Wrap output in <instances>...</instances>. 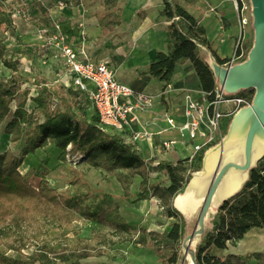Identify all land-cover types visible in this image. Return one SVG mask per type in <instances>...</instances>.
<instances>
[{
	"label": "trees",
	"instance_id": "1",
	"mask_svg": "<svg viewBox=\"0 0 264 264\" xmlns=\"http://www.w3.org/2000/svg\"><path fill=\"white\" fill-rule=\"evenodd\" d=\"M103 1L106 9L110 10L99 19V25L105 30L108 26L121 23L123 9L119 6V0ZM163 1L164 9L160 15L169 22L167 51L159 52L149 65V77L167 85L178 65L189 62L199 79L201 91L211 98L219 85L210 62L203 55L204 48L211 51L205 28L177 0ZM1 20L0 18V27ZM8 49L7 36L4 39L0 37V71L1 66L13 71L11 78H0V124L7 122L11 115V104L16 100L21 87L31 82L30 77H25L20 72L17 58L8 57ZM212 54L219 64L228 62V59L222 60ZM32 83L39 88L38 95L31 98L35 111L29 112L26 108L30 96V89L27 88L22 92L23 102L18 105L4 128V133L10 135L13 145L23 139L26 142L20 156L11 149L0 154V223L7 225V228L0 229V264H57L56 260L63 263L73 260L80 264L81 259L103 254V251L93 252L78 244L67 248L44 243L23 258L18 247L5 241L4 236H13L12 231H21L25 226L39 224L43 219L63 226L72 224L79 214L90 222L112 227L119 232L131 233L136 228L126 221L115 204L109 202V196L90 194L88 182L77 177L72 169L70 185L73 186L74 195H70L69 190L52 187L39 170L32 169L35 176L40 177L38 187L21 173L20 168L26 156L34 155L51 141L61 150L63 161L67 160L68 154L83 156L90 166L115 173L121 183L129 184V176H140L144 185L148 186L146 192H152V196L161 201L169 218H180L174 198L187 182L188 177L184 176L187 163L200 167L205 151L199 153L192 162L186 158L177 163H151L132 142L126 141L112 129L103 128L97 114L96 120H88L84 113L78 112L85 110L90 103L92 106L87 96L62 84L51 85L38 79H34ZM242 92L251 103L255 89L248 88ZM232 119L233 116L225 119V127H229ZM150 169L166 173L170 185H149ZM82 188L86 193L82 192ZM199 216L192 228L183 221L171 224L163 232L142 228L134 239V244L155 249L162 264H190L189 257L185 259L183 243L194 233ZM254 228H264V155L249 170L248 179L240 192L227 199L217 214L210 216L207 211L204 232L196 236L190 246L196 263L249 264L242 255H218L215 251L227 250L229 245L235 246ZM75 235L78 237V233ZM16 241L23 243L22 249L27 247L22 236H17ZM11 251H16V255H12ZM253 256L255 264H264V252L254 253Z\"/></svg>",
	"mask_w": 264,
	"mask_h": 264
},
{
	"label": "rangeland",
	"instance_id": "2",
	"mask_svg": "<svg viewBox=\"0 0 264 264\" xmlns=\"http://www.w3.org/2000/svg\"><path fill=\"white\" fill-rule=\"evenodd\" d=\"M181 1H185L184 4H186V0ZM119 2V6L123 9L121 23L119 25L113 24L108 26L109 28L103 30L99 25V19L110 11L106 9L103 0H73L65 9H60L55 0H0V18L2 19L0 37L2 39H4L5 35L8 37L10 36L11 33H9V31L11 32V29L15 31L18 27L15 26V28H13L14 26H11L9 20L8 23H3L4 18L2 15L5 14L6 11L8 16H11V14L16 11H20L31 19V21L28 22L30 27L24 26V28L18 30L19 34L16 36L18 39L20 38V34L28 35V31L32 32L33 35H38V38L32 35L26 38L27 44H25V47H30V52L24 51V47L20 48V50H14L17 53L16 61L19 63L20 72L23 76L30 77L31 82L22 86L17 93L16 100L11 104V115L7 122L12 118V114L18 105L23 102L22 92L27 88L30 89V96L27 100L26 108L29 112L35 111V105L32 103L31 96L36 95L39 89L32 83L34 79L45 82L53 81L54 79L53 69L55 67H53L50 61L51 57L47 56L50 54L51 49H49L48 44L43 47L42 39L46 41L47 37L55 32V29L51 30V27L47 26V24L39 25L41 26L40 28L38 25L37 28L35 27V24L38 22L42 23L40 17H46L48 14L49 18H51L52 16H50V14L53 12V18H61L63 25L60 23V27L67 35H70V32H76L78 24L83 22V19L87 20L86 26H88L91 36L87 37V30H85V35H81V30L79 28L77 36L70 38L69 42L77 49L85 50L90 57L107 60L117 78L126 83L130 81L140 83L139 79L143 80L145 78L144 75L148 73V67L143 64L140 65L139 59H141V56L147 52L149 48L151 40L147 35L149 23H153V25H151L152 29L155 25L157 26L154 40L160 43L161 46L165 48L164 50L167 48L164 42V34L168 24L163 20L164 18L160 16L154 17L157 10L155 0H146L142 6L134 8L133 11H129L130 9H128L130 0H119ZM23 3L25 4L22 5ZM246 3L249 9L246 11L245 15L249 22L242 31L243 34L247 33L249 40L248 45L243 50V57L236 61L237 65L245 64L250 59L251 52L254 50L257 40L255 15L256 0H246ZM70 11L73 15L68 17L67 12L70 13ZM145 15L146 18L143 17ZM149 17H152L151 20H149ZM114 19V16H112V20ZM24 24L26 25L27 22ZM45 28L48 30L45 36L41 38V33ZM22 30L23 32L21 33L20 31ZM5 32H7V34ZM240 47L241 46H239V48ZM21 51L22 54L27 53L32 56L36 55L39 58L37 61L39 66L35 69L33 68L32 71L29 69L26 70L21 62L23 56L19 55ZM203 55L212 65L211 55L205 50H203ZM12 75V70L1 66V79H9ZM217 80L219 86L223 87L224 80L219 78H217ZM145 91L160 98L161 103L166 101H164V95L161 93L159 87L152 86ZM226 93L227 97L237 96L239 95V90L231 91L230 86L227 84ZM78 112L84 113L88 120L97 119L96 112L93 106H91V103L85 110H78ZM7 122L0 124V136L5 135L4 128ZM226 123L227 121H222V133L225 141L227 139V132L225 130ZM263 138L262 142L264 143ZM25 142V139L15 145L11 142L9 149L20 156L24 149ZM214 146L215 143L211 144L207 148L206 154H208ZM219 147L220 152L218 153L219 158L217 162L210 163L211 160L214 161V158H210L208 161L204 158L200 167H196L193 163H187L186 171L184 172V176L188 177L187 182L174 198L175 207L180 213V218L176 219L169 218L167 211L161 205V201L153 197L152 192H146L148 186L144 185L143 179L140 176H129V184L121 183L118 181L115 173L90 166L86 163L83 156L68 154L66 156L67 160L63 161L61 159V150L57 149L53 141H51L48 146L36 151L33 157L37 163L31 168L39 170L41 175L49 181L52 187L58 190H69L70 195H74L73 186L70 185V170L72 169L75 171L74 174L77 177L88 182L87 189L90 191V194H105L109 196L111 198L109 202L115 204L126 221L136 228L131 233L119 232L112 227L90 222L77 214V218L70 225H57L43 219L39 224L25 226L21 231H12L13 236H4V239L7 243H11L18 247L23 253V258L28 257L30 253L36 248H40L44 243L61 245L67 248L78 244L80 247L86 246L88 250L93 252L103 251L101 256L79 260L80 264H162L159 253L155 249L143 248L134 244V239L138 235L140 229L144 228L148 231L163 232L165 228L179 221L186 222L187 224L189 223L190 228H192L196 218L202 211L211 187L216 184L217 181L218 186L208 210L210 216L217 214L219 208L227 199L242 190L248 179L249 170L258 163L259 159L255 157L254 149L252 153L251 147L247 148L246 156L243 153V148H241L240 153L236 154L235 158L229 161H224L222 153V149L224 148L221 146ZM53 148H55L56 151H54ZM176 148H179L181 151V145H176ZM187 150L183 149L182 157L187 158L190 156V146H188ZM141 154L147 161L155 163V159L152 157L148 158V153L142 152ZM29 157H31V154L26 156L20 171L35 187H38L40 177L35 176L30 167L27 168L29 165L27 159ZM167 159L168 160H165V162L177 163L170 160L171 158ZM229 163L234 164L228 167ZM247 165L250 166L248 167ZM25 168L27 169L25 170ZM124 173L129 172L124 171ZM148 178L149 185H170L168 175L156 169L149 170ZM82 192L86 193L83 188ZM4 228H7V225L0 223V229ZM76 233H78V237H76ZM17 236H22L24 238L27 245L25 249H22L23 243L21 241H16ZM235 251V246L229 245L227 250H216L215 253L218 255H225ZM11 252L12 255H16L17 253L16 251ZM188 257L190 261H192L191 253ZM243 258L247 263L255 264V260L250 258V256H244ZM53 260H55V258H53ZM56 261L57 264H76L73 260L68 263H63L61 260Z\"/></svg>",
	"mask_w": 264,
	"mask_h": 264
},
{
	"label": "crops",
	"instance_id": "3",
	"mask_svg": "<svg viewBox=\"0 0 264 264\" xmlns=\"http://www.w3.org/2000/svg\"><path fill=\"white\" fill-rule=\"evenodd\" d=\"M55 1L57 2V0ZM67 1L69 3L73 2V0H67ZM144 1L146 0H130L129 5H128V9H130L129 11H133L134 8H139V6H142L144 4ZM177 1L191 15H193L196 18V20L202 27L205 28L206 38L211 45L212 52L208 51L205 48L204 50L207 51L209 55L212 56L213 55L212 53H214L216 57H219L222 60H226V59L231 58L240 49L241 54H239V57L240 56L243 57L244 55L243 50L248 45L249 37L247 33L243 34V31H242L243 28L241 26L240 17L236 10L233 0H186V4H184L185 1L183 2L181 0H177ZM24 4L25 3H23L22 5ZM155 5L157 7V10L155 12L154 17L160 16L164 18L163 20L167 22V24L169 25V22L167 21V19L160 15L161 11L164 9V1L155 0ZM67 14H68V17H71L73 15L71 11L70 13L67 12ZM53 15L54 14L52 13L50 14V16H52L51 18H49L48 14L46 17L45 16L40 17L42 23L38 22L37 24H35V27L37 28L41 24L42 25L47 24V26L51 27V30H54L55 24H56L55 22H59V27H60V23L61 25H63L61 18L60 17L53 18L54 17ZM2 16L4 18L3 23H8V20H9L11 26L13 27L12 17L7 15V11ZM143 17L146 18V15ZM151 18L149 17V20H151ZM83 20L84 21L80 23L84 24V28L85 30H87V37H90L91 34L89 33L90 32L89 28L88 26H86L87 20L85 19ZM16 23L18 26L17 29H15V31L11 29V32L9 31V33H11L10 36L9 37L7 36V42H9L8 43V47H9L8 57L9 58L10 57L16 58L17 53L14 50H20V48L22 47H24L23 49L24 51L30 52V47L28 45L26 46H28L29 48L25 47V44H27L26 38L31 37V35L38 38V35H33L32 32L28 31L27 33L28 35L20 34L19 35L20 38L18 39L16 37L19 34L18 30H20L21 28H24V26H28V27L30 26L27 24L25 25L24 24L25 21L20 18L17 19ZM79 24H78V28L76 32L74 31L72 33L70 32V35H69L70 38H72L73 36H77L78 31H79ZM151 25H153V23H149V29L147 32L148 37L151 39L149 48L147 52H145L141 56V59H139V64L140 65L143 64L146 67H149V65L156 59V56L159 52L167 51V48L166 50H164L165 48L162 47L160 43L154 40L156 37L155 32H157V26L155 25L154 28L152 29ZM40 27L41 26H39V28ZM59 30L62 31L61 27ZM20 32L22 33L23 30ZM5 33L7 34V32ZM62 33L64 32L62 31ZM42 42H43V47H45L47 45L46 41L42 39ZM164 42L166 43V47H167V29L164 34ZM239 46L241 47L239 48ZM49 49H51V52L47 56L51 57L50 61L53 67L55 68L53 69V76H54L53 81H48L47 83L51 85H54V84L64 85L63 83L58 82L59 80L58 73L62 67V59H61L60 51L56 49L55 43H52L49 46ZM19 55L23 56L21 62H22V65L26 68V70L29 69L30 71H32L33 68L35 69L36 67L39 66V64H37L38 63L37 61L39 60V58L36 55L32 56L27 53L22 54V51H21V54ZM88 57L94 60H105L103 58H93V57H90L89 55ZM144 76H145V78L143 79L144 81L139 79L140 83L130 81L129 82L130 84H129V83L122 81L119 78L118 80L124 84H127L133 87L134 89L138 91H145L146 89L152 86L159 87V89H161V93L164 95V101L165 100L166 101L161 103V99L157 98L155 101L154 110L148 113H138L137 114L138 119L136 122V126H137L136 128L146 129L150 132L156 133L154 142L156 146L158 147L161 144V140L176 139L179 136L177 132L170 130L169 125L164 119L165 113H168L170 116L175 118L178 122H182L184 121L183 110H184V105H185V94H187L188 91H191L195 98H200V97H204L205 93L201 91L199 79L196 75L195 70L192 68L189 62L178 65L176 72L171 82L169 83L172 85V89L167 88L169 84L166 85L164 82H160L157 79L149 77L148 73ZM67 80H68L67 78L62 79L63 82ZM218 85H219V82H218ZM241 94H243V92L241 89H239V95L237 96L242 97L247 101L248 97L245 96V94L243 95ZM37 95L38 93L31 97H36ZM255 98H256V89H255V94H254L252 102L249 103L247 101L249 104L244 105L241 109V112L233 116V119L231 120L229 127L225 128L227 132V139L226 141L224 140V145H223L224 149H222L224 161L225 160L229 161L231 159H234L236 154L240 153L241 148H243V153L246 156V151L248 147V139L252 141V153L254 149L255 157L258 159H261V157L264 155V143L262 142V138L264 137V132H263L262 126H259V125L256 126L255 116L252 113H249V110H250L249 107L255 104ZM238 126L243 127V130L241 133L234 136L233 135L234 129L237 128ZM118 134H121V133H118ZM5 135L9 137V141L11 145L10 135H7V134ZM121 135L126 141H129L127 134H124V135L121 134ZM178 145H181V151L179 148H174L171 151L166 152V153L160 152V150H156L155 156L159 157L160 161L168 160L167 158H171L170 160H173L175 162L182 160V159H186L182 157L183 149L187 150L188 148L183 147L182 144H178ZM139 146L141 148L140 150L141 153L146 152L149 155L148 158L152 157L153 153H152V150L148 142L146 141L140 142ZM8 149L9 148H7L4 151H0V154L7 151ZM219 149L220 147L218 145H215L214 148L208 154H206V151H205L204 158H206L207 161L210 158H214V162L212 163L217 162V159L219 158L218 153L220 152ZM33 156L34 155L31 154V157L27 159V163L29 164L27 168L29 167L31 168L37 163L35 162L36 160L34 159ZM157 159L158 158H156V160ZM232 164L234 163H229L228 167H230ZM263 230L264 228H254L249 233H247L242 240L236 243L235 245L236 251L233 252V254H238L242 256L245 254L244 256H247V257L250 256V258L254 259V256H253L254 253L264 252L263 242H256V241L250 242V241H247L248 238L246 237L248 235L251 236V234H255L256 235L255 238H260V236L264 237Z\"/></svg>",
	"mask_w": 264,
	"mask_h": 264
},
{
	"label": "built area",
	"instance_id": "4",
	"mask_svg": "<svg viewBox=\"0 0 264 264\" xmlns=\"http://www.w3.org/2000/svg\"><path fill=\"white\" fill-rule=\"evenodd\" d=\"M68 4L67 0H57L60 9L67 8ZM234 4L244 29L249 22L245 15L249 6L246 0H234ZM11 17L14 27L17 26L16 21L19 18L30 26L28 24L31 21L30 17L20 11L14 12ZM55 23V32L47 37L46 44L50 46L55 43L56 49L60 51L62 67L58 73V82L91 100L103 128L112 129L123 135L127 134L128 142L136 145L139 151L141 150L139 143L148 142L155 163L160 162V158L155 156L156 150L166 153L176 148L178 144H182L185 148L190 146L191 154L188 157L190 162L199 153L206 151L211 144L222 146L224 141L222 121L236 115L244 105L249 104L242 97H227L225 88L220 86L215 89L211 98L206 94L204 97L195 98L193 93L188 91L185 94L184 121L178 122L168 113L164 115L170 130L177 132L178 138L161 140V144L157 147L154 142L156 133L136 128V122L138 113L154 110L158 97L120 82L107 60L89 58L85 50H79L69 42V35L59 30V22ZM79 28L81 35H85L83 23ZM46 31V29L42 31L41 38L45 36ZM240 57L237 51L223 66L233 67ZM63 78L68 80L63 82ZM167 88L172 89V85L169 84Z\"/></svg>",
	"mask_w": 264,
	"mask_h": 264
},
{
	"label": "water",
	"instance_id": "5",
	"mask_svg": "<svg viewBox=\"0 0 264 264\" xmlns=\"http://www.w3.org/2000/svg\"><path fill=\"white\" fill-rule=\"evenodd\" d=\"M256 29H257V40L254 47V50L251 52L250 59L245 64L235 65L230 68H226L221 66L217 63L215 58L212 57V69L215 73L216 78L224 80V88L226 90V85L230 86L231 91H237L239 89L244 90L248 88L256 89V98L255 104L250 106L254 107L257 103V98L259 91L264 89V0H256ZM224 74H223V73ZM233 81L237 82L238 84L233 87L231 83ZM241 112V110L239 111ZM238 114V113H237ZM261 126L260 124H257ZM263 132H264V128ZM224 145V141H223ZM223 145L221 147H223ZM252 150V141L248 139V147ZM248 167L250 165H247ZM247 167V168H248ZM218 181L214 184L206 198V201L203 205L202 211L199 216L197 227L192 235H190L187 239H185L183 245L185 249V259L192 254V261L194 264L196 263L194 252L191 250L190 246L193 239L202 234L204 232L205 227V215L210 208L214 193L217 189ZM189 242V244H188Z\"/></svg>",
	"mask_w": 264,
	"mask_h": 264
},
{
	"label": "bare ground",
	"instance_id": "6",
	"mask_svg": "<svg viewBox=\"0 0 264 264\" xmlns=\"http://www.w3.org/2000/svg\"><path fill=\"white\" fill-rule=\"evenodd\" d=\"M237 84L238 83L235 82V81H233V83H231V85L233 87H235ZM256 103L257 104L254 107L250 108L249 113H252L255 116V119H256V124L255 125L257 126V124H260L262 126V128H264V89H261L259 91ZM242 130H243V127L238 126L237 128L234 129L233 135L234 136L238 135L239 133L242 132ZM9 146H10L9 137L6 136V135H2L0 137V151L6 150L7 148H9ZM53 150L56 151L55 148H53ZM212 162H214V161L211 160L210 163H212ZM25 170H26V168H25ZM246 237L248 238L247 241H250V242H252V241H254V242L255 241L256 242H263V244H264V237L263 236H260V238H255L256 235L255 234H251V236L248 235ZM190 264H194L193 261H190Z\"/></svg>",
	"mask_w": 264,
	"mask_h": 264
}]
</instances>
